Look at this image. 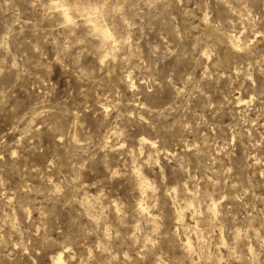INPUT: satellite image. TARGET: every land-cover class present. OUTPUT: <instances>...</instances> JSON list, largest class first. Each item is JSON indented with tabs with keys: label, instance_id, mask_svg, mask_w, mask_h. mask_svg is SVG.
I'll return each mask as SVG.
<instances>
[{
	"label": "rangeland",
	"instance_id": "rangeland-1",
	"mask_svg": "<svg viewBox=\"0 0 264 264\" xmlns=\"http://www.w3.org/2000/svg\"><path fill=\"white\" fill-rule=\"evenodd\" d=\"M52 1L0 0V264H264V0Z\"/></svg>",
	"mask_w": 264,
	"mask_h": 264
},
{
	"label": "bare ground",
	"instance_id": "bare-ground-1",
	"mask_svg": "<svg viewBox=\"0 0 264 264\" xmlns=\"http://www.w3.org/2000/svg\"><path fill=\"white\" fill-rule=\"evenodd\" d=\"M53 6L54 8L58 9L59 12L61 13V15L63 16V19L65 21L66 24H70L73 23L74 21V17H73V13H78L82 18H84V21L89 23L90 26L93 27V29L95 30H99L98 33H101V36L105 39V38H113L112 33H110L111 31L108 29V27H103L99 24H97V18L99 15V11L97 6H91L90 11L87 9L86 6H84L83 4H78V3H74L73 5H70L69 3H67L65 0H53ZM87 4V3H86ZM85 4V5H86ZM93 5V4H92ZM100 6V5H99ZM98 6V7H99ZM107 9V8H106ZM101 10V9H99ZM104 12V11H102ZM59 13V14H60ZM106 13V12H105ZM104 15V14H103ZM102 16V15H101ZM100 17V16H99ZM88 24V25H89ZM89 26V27H90ZM92 30V29H91ZM230 34V33H229ZM231 35V34H230ZM227 37V36H226ZM115 38V37H114ZM114 40V39H113ZM229 43L231 45H233L232 47H240L241 45H239L238 40L239 38H237V36L234 34L233 36H229ZM115 41V40H114ZM228 43V41H227ZM204 54H207V52H205ZM239 102H242L243 99L240 97V99L238 100ZM145 140V139H144ZM141 141H143L141 139ZM144 142V141H143ZM151 144V143H150ZM145 204H139L138 207L141 209L140 211L142 212V210H145L146 208L144 207ZM212 207H215V204L211 205ZM215 209V208H214ZM148 212V210H147ZM146 212V213H147ZM177 212V211H176ZM143 213V212H142ZM182 213V211H181ZM179 212V214H181ZM148 214V213H147ZM179 216V215H178ZM181 216V215H180ZM190 244V242H189ZM52 260L54 262V264H61L64 260L63 258V253L60 252L58 253L56 256H52Z\"/></svg>",
	"mask_w": 264,
	"mask_h": 264
}]
</instances>
